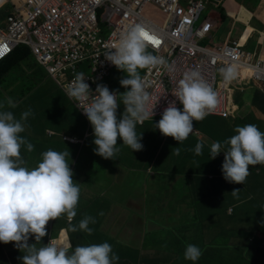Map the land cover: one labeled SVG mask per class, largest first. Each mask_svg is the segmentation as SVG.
<instances>
[{
	"label": "clouds",
	"instance_id": "1",
	"mask_svg": "<svg viewBox=\"0 0 264 264\" xmlns=\"http://www.w3.org/2000/svg\"><path fill=\"white\" fill-rule=\"evenodd\" d=\"M220 1L217 14L222 19L230 15L244 29L238 37L231 30L215 43L212 30L219 22L211 15L203 17L205 10L214 8L215 0H4L0 5V11H5L3 17L0 15V64H8L2 83L8 86L2 90L7 106L0 105V246L8 264H15L13 259L20 264L119 261L113 242L93 240L103 233L119 240L120 232L124 233L120 213L94 206L92 201L100 198L98 193L85 197L92 181L102 186L107 180L77 170L79 153L86 145H96V156L114 159L120 151L118 138L133 151V169L149 174L148 187L153 185L158 190V182L169 177L189 187L175 211L164 210L161 198L153 200V208L168 215L156 225L157 231L148 233L146 213L147 227L141 229L145 241L136 246L139 253L150 257L125 259L127 262L150 264L158 252L146 245L158 239L157 233L169 225L177 232L196 227V196L206 190L212 200L227 188L222 193L225 202L228 199L226 219L221 230L214 233L218 239L204 246L190 241L184 257H180L181 248L172 249L167 253L168 264H201L199 260L206 257L223 260L227 254L220 251L223 237L228 239L225 243L232 247L229 250L234 257H243L249 264H264V192L257 188L264 182L260 178L264 177V132L253 124L238 126L236 134L223 143H212L211 159H219L215 169L207 172L203 171L207 160L202 154L203 142H197L189 152L180 146L168 149L169 143L159 140L165 135L180 144L189 135L200 138L199 121L211 115L236 116L240 108L236 93L250 85L264 96V5L261 0H250L255 4L251 9L244 0ZM153 5L164 14V23L145 14ZM11 22L23 25L10 34ZM254 34L262 45L255 51L246 50ZM208 37L214 45L205 44ZM79 45L82 48L78 50ZM181 45L185 46L182 52ZM71 48L86 56L75 62L68 57ZM17 50L27 51V58L13 60ZM191 62H198L196 69L186 70ZM19 67L22 75L17 72ZM117 69L126 73L120 80L127 89L123 93L110 79ZM139 69H143L141 76ZM158 69L159 75L149 72ZM13 89L15 96L9 94ZM46 101L51 102L47 105ZM68 103V112H63ZM37 115L45 123L35 122ZM29 116L35 117L30 126L26 123ZM60 123L69 124L75 132L83 127L87 131L73 135L54 128ZM150 123L163 134L158 143L148 133ZM40 127L45 128L48 141L63 140L71 145V151L49 149L42 153V161L30 168L32 160H23L20 150L26 145L29 152L33 151L28 137ZM148 141L152 145L146 144ZM74 148L70 167L66 157ZM137 194L141 198L135 200L148 206L144 199L147 192ZM134 195L125 194L120 200L104 193L105 198L122 203ZM174 198L173 192L169 199ZM77 204L81 209L76 212ZM169 219L173 224H168ZM62 221L65 225H58ZM33 235L36 243L29 244ZM3 242L15 243L24 253L20 262L17 254L12 259Z\"/></svg>",
	"mask_w": 264,
	"mask_h": 264
},
{
	"label": "crops",
	"instance_id": "2",
	"mask_svg": "<svg viewBox=\"0 0 264 264\" xmlns=\"http://www.w3.org/2000/svg\"><path fill=\"white\" fill-rule=\"evenodd\" d=\"M251 30V29H249ZM236 99L240 103V108L236 112V116L232 117H223L220 115H211L205 117L204 119L200 120L201 134L200 138L198 136L189 135L186 140L179 144L178 141L173 139V145L171 148H175L180 146L182 148L188 149L187 151L193 152L195 145L197 142H203V149L202 154H205L207 160L206 163L203 165V171L207 172L211 169H215L216 162L218 161L219 157L217 156L215 159H211L210 156V146L214 142H221L229 139L233 135L236 134L235 129L238 126H244L248 124H253L258 127V129L264 132V96H261L255 86L250 85L244 91H238L236 93ZM154 123H150L147 127L148 133L151 139L158 143V139L161 135H163L158 129H154ZM137 130V126H136ZM67 131L72 133L73 135H84L87 130L85 127L81 128L78 132H75V128L68 127ZM28 142L34 145L33 151L29 152L26 148V145L21 146V156L24 160V157H27L28 160H32V166L30 168H34L38 165L39 162L42 161V153L51 149L58 152L67 151L70 153L71 145L63 140H58L56 142H50L46 139L45 128L40 127L37 131L34 132V135H29ZM170 138L167 140V136L164 135L163 141L166 143H170ZM142 141L141 143H143ZM122 138H118L117 146L120 151L116 153L114 159H105L102 156H96L94 149L96 145H86L83 148V151L80 155L79 153V161L77 164L78 171H89L95 174L97 177L102 179L108 180L109 178H114V182L120 181L124 177L130 178L132 180L130 182L133 185V180L138 183L139 191H144V193L148 190V180L144 179V184L140 185V179L144 178L143 175L148 177L149 174L142 173L140 176L133 178V176L137 173L132 165H131V157L133 151L129 146L123 145ZM146 144L152 145V142L148 141ZM76 153V148H74L72 154L66 157L67 162L69 163L70 167H72L74 162V157ZM201 154V155H202ZM121 176V177H119ZM264 180V177H260ZM105 182V181H104ZM258 191L264 192V182L261 183L258 187ZM130 190V189H129ZM98 193L97 197H100L98 200H93V205H101L106 210H115L120 213L119 219L121 228L124 229V235L121 239L122 232H120L119 240L112 237L109 234L103 233L97 235L93 242L95 243H104V242H113L111 244L113 251L116 255L119 256V264H132L131 262H127L125 259L135 258V260L141 261L145 257H150L145 254L143 251L139 253L136 244L142 246L145 241V235L141 229L147 227V216H146V205L144 202H140L133 198H129L127 203L116 202L112 201L110 198H105L103 192H96ZM96 193L91 192L88 190L85 197L92 198L96 195ZM264 194V193H263ZM133 192H129V196H132ZM89 202V201H87ZM128 203H130L134 208L129 209ZM143 208V210H141ZM99 209V208H98ZM131 214L135 216L134 218H124L125 214ZM58 225H65V222H59ZM115 225H113L114 227ZM126 237H134L140 238V241H135V245L131 246V243ZM74 240L77 243L78 237L74 234ZM4 243V242H3ZM12 243V242H9ZM6 244V243H4ZM119 245L122 247L119 249ZM136 249V250H134ZM136 252V253H135ZM15 255V254H14ZM18 260L20 262L21 254H17ZM5 258V256H3ZM3 264H7V261H3Z\"/></svg>",
	"mask_w": 264,
	"mask_h": 264
},
{
	"label": "rangeland",
	"instance_id": "3",
	"mask_svg": "<svg viewBox=\"0 0 264 264\" xmlns=\"http://www.w3.org/2000/svg\"><path fill=\"white\" fill-rule=\"evenodd\" d=\"M261 3L264 5V1L261 0ZM221 4L220 0H215V4H214V8L210 10L207 9L205 10V12L203 13V17L205 18L208 15H211L212 18L216 19L219 22V27L216 29L212 30L213 35L215 36V43L219 41L220 38H225L227 37V35L229 34V32L232 30V34L235 35L236 37H238L241 32L244 29V25L241 23H238L235 21V19H233L229 14V16H227L225 19H222V17L220 15L217 14L218 11V7ZM244 4L251 8L254 9L255 8V4H252L250 0H244ZM217 10V11H216ZM146 15H148L151 18L156 19V22L162 24L164 23L163 19H164V14H162L161 10L159 8H157L156 6H151L146 12ZM244 15H246V11L243 12ZM254 24L257 25L256 20L253 21ZM250 31H248L249 33ZM248 35V34H247ZM205 44L208 46H212L215 43L212 42V38L208 37L205 41ZM262 45V42L260 40L257 39L256 34L253 35V37L249 40L247 46L245 47L246 50H251V51H255L257 48H259ZM139 74L140 76L143 73V69H139ZM17 72L22 75L24 72L22 70L21 67H19L17 69ZM219 73V77L221 78V74ZM126 76V73L123 70L117 69L116 72H114L111 76V80L115 83L116 87L118 88V90L123 93L125 92L127 89H125L123 86H121L120 84V80L122 78H124ZM61 92H56V94H59ZM13 96H15L17 93L14 91H12V93H9ZM3 95V91H0V98ZM6 96V95H5ZM0 105H2V107L4 106V102L3 100H0ZM70 103H68L66 105V107L62 110L63 112H68V108L70 107ZM2 107H0V110L2 109ZM69 124L66 123H60L58 124L56 127L57 130L60 131H65L67 132V128L69 127ZM174 138H172L170 140V143L168 144L167 148L170 149L172 147V143L171 141ZM186 173L189 175V172L186 171ZM142 173H136L133 178H136L138 176H140ZM144 178L140 179V182L142 184H144V179L148 180V184H150V179L149 177H146V175H143ZM121 177V176H119ZM172 177H169L167 181H159L157 185H159V187L157 188L158 190H154L153 185L148 187L147 190V194H145L144 199L148 201V206H146V211H147V216H148V228H149V232H154V230H158V228H156V225H158L160 222L163 221V219L168 215V213H165L164 211L158 210L153 208V200H157L159 198H161L164 201V205H163V209L166 211L169 210H173L176 207H179L180 204L178 199L174 198L173 200L169 199V196L174 192V194H179V193H184L185 191V184L181 183V184H176L175 182H173ZM132 180H130V178L128 177H124L121 179V181H117L119 182L117 185H113L114 182V178H109L102 186H96L94 184V181H92L90 183V188L89 191L91 192H109L110 194H112L113 197L118 196V198L121 200L123 198V195L128 194L130 191L135 193L134 195V199H140L141 195L137 194L139 192V187H138V183H136L135 180H133V185L130 184ZM130 189V190H129ZM158 191L160 192V195H158ZM153 193H155V196L153 197ZM228 203V199H226V202L224 204V207L227 205ZM129 209L134 208V206H132L130 203L127 204ZM96 206V205H94ZM81 209V207L77 204L76 207V212ZM141 210H143V208H141ZM93 214V213H92ZM91 215V214H90ZM135 216L127 213L125 214L124 218H134ZM173 224V220L169 219L168 220V224ZM124 233L121 236V239L123 237ZM173 238H177L176 232L174 234H172ZM172 236H160L157 233V237L159 240H162L165 243H171L173 238ZM194 237V234L192 235V238ZM126 239H128L131 243V246L135 245L136 243H134L135 241H138L139 238H134V237H126ZM43 241V238H42ZM38 243L36 246L37 247H41V243ZM29 244H34L36 243L35 241V237L34 235L31 236L29 238L28 241ZM137 245V244H136ZM7 250L10 252L11 257L13 259L14 254H24L22 253L17 247H15V243H6L5 244ZM122 246L119 245V249ZM201 264H225L224 261L222 260H216V261H212L210 260L208 257H206L204 260H199ZM120 261H117L116 264H119Z\"/></svg>",
	"mask_w": 264,
	"mask_h": 264
},
{
	"label": "trees",
	"instance_id": "4",
	"mask_svg": "<svg viewBox=\"0 0 264 264\" xmlns=\"http://www.w3.org/2000/svg\"><path fill=\"white\" fill-rule=\"evenodd\" d=\"M5 11L2 10L0 11V15L1 17H3ZM28 52L24 51V50H17L16 53L11 57L13 60H17V59H24L27 58L28 56ZM8 70V64L7 63H3L0 64V91L5 90V88L8 86V84L4 85L2 83H4V81L6 80V73ZM0 100H3L4 102V107L7 106V100L6 97H1ZM51 101H46L45 104H50ZM20 108L22 106H19ZM40 116L37 115L36 120L34 119V116H29L28 120H27V125L30 126V124H32L31 122L35 120V122H38V124H42L45 123V121L43 119L39 118ZM160 142L163 141V138L159 139ZM184 182H180V184ZM227 188H225L219 195H216L215 199H209V193L208 191H202L201 196H196L195 198V203L193 205V207L195 208L196 214H195V226L196 227H192V225L190 227H187L185 230H183L182 232H177L175 228H172L170 225L169 226H165L159 233L160 236H172V234H174L176 232L177 235V239H175V241L171 242V243H165L162 240H155L153 242L148 243L146 246H148L149 248H153L157 250V255L155 257H153L152 259H150V264H168L169 263V255H167V253L170 252V250L172 249H176L178 250L179 248H181L180 250V257H184V251L186 246L191 242L195 243V244H199L201 246L204 245H211L212 241H215L216 239H218V236L215 235L214 233L218 232L221 230V227L224 223V220L226 219V214H224V211H226L225 207H223V203H225L224 200V196H222V193L224 191H226ZM185 192L186 195L189 192V187L185 184ZM185 193H179L176 194V198L178 200H183L185 198ZM160 200V199H159ZM102 209H104L102 207ZM172 211H175V209H173ZM90 213H95V210H90ZM192 230L194 231V239L190 240L189 236ZM173 237V236H172ZM228 239L226 237H223L222 240H220V251L221 252H225V256L224 259L222 261H224L225 264H249L248 261H246V259H244L243 257H234V254H232V252L229 250V248L232 247H228L227 244L225 243ZM200 242V243H198ZM5 249L2 248V246H0V264H3V261H8V257L5 254ZM231 253V254H230ZM3 255H5V258L3 257ZM14 263L15 264H20L18 263L15 259ZM184 261L187 260L184 259ZM8 264V263H7Z\"/></svg>",
	"mask_w": 264,
	"mask_h": 264
},
{
	"label": "built area",
	"instance_id": "5",
	"mask_svg": "<svg viewBox=\"0 0 264 264\" xmlns=\"http://www.w3.org/2000/svg\"><path fill=\"white\" fill-rule=\"evenodd\" d=\"M23 25V22L17 23V22H11L9 28L10 34H13V32H16V30H19ZM82 45L77 46V49H81ZM185 49L184 45H181V52ZM75 50L74 48H71V54L68 56L69 58H73V60L76 62L80 59H83L86 55L83 51H78ZM198 65V62H191L189 66L186 67V70H191L193 68L196 69ZM153 76L154 75H159V69L156 70L155 72H152L151 70L149 71Z\"/></svg>",
	"mask_w": 264,
	"mask_h": 264
},
{
	"label": "bare ground",
	"instance_id": "6",
	"mask_svg": "<svg viewBox=\"0 0 264 264\" xmlns=\"http://www.w3.org/2000/svg\"><path fill=\"white\" fill-rule=\"evenodd\" d=\"M3 2H4V0H0V5H1ZM248 31H250V30H248ZM248 31H247V33L245 34L244 39L247 37V34H249Z\"/></svg>",
	"mask_w": 264,
	"mask_h": 264
}]
</instances>
